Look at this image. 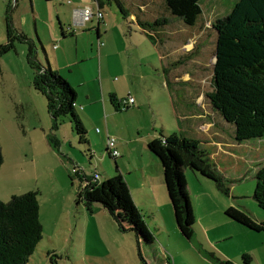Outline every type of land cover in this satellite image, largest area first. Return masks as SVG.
I'll return each mask as SVG.
<instances>
[{
  "label": "rangeland",
  "instance_id": "1",
  "mask_svg": "<svg viewBox=\"0 0 264 264\" xmlns=\"http://www.w3.org/2000/svg\"><path fill=\"white\" fill-rule=\"evenodd\" d=\"M14 1L0 0V44L7 39V8L11 7L8 15L14 26L36 41L38 61L47 65L48 59L78 93L76 112L87 129V141L82 142L69 116L56 122L49 113L46 98L33 85L35 70L27 60V43H17L15 50L1 58L0 142L4 163L0 168V199L7 202L12 195L29 191L38 178L43 189V237L27 264H210L199 253L200 246L212 252L223 249L231 253L234 243L238 242L248 248L250 260L246 263L242 259L245 264H264V233L251 230L225 213L235 207L255 220L264 218V210L254 198L256 173L264 165V138L236 141L234 144L238 147L229 157H217L220 168L228 176L229 194L222 192L212 179L186 169L196 217L192 239L181 232L173 209L165 199L159 212L151 209L147 199L134 202L153 239L130 229L122 213L118 215L119 221L116 220L101 203H94L90 212L84 201H78V192L84 184L75 174L78 169L92 181L101 182L118 173L116 160L106 148L103 126L92 119L100 113L104 116V110L93 108L90 115L84 110L86 91L101 101L102 83L106 87L111 81L126 94L129 91L136 100L135 108L142 109L138 113L132 111L134 107L121 110L114 120L125 127L127 134L129 127L141 120L143 132L156 125L157 139L162 135L180 134L170 94L178 101L179 109L186 103L180 101V94L195 91L180 88V82L203 83L199 93L203 91L206 108L212 110L207 94L213 89L217 38L213 23L218 17H225L238 0H201L203 12L193 26L172 15L165 0H119L124 11L117 0H111L102 8L100 42L103 45L100 49L97 19L88 22L87 25L94 24L88 28L90 33H84L87 29L83 27L75 29L79 35V56L74 37L67 39L64 45L61 38L50 36L46 29L42 32L40 20L51 21L52 15L58 27L61 21L68 28V15L60 12L59 4L54 5L51 15V8L43 0H19L18 6ZM142 2L149 3L143 15L138 11ZM92 7L97 8L95 3ZM133 13L139 19L146 17L149 22L158 18L166 22L156 27L160 32H150L135 20ZM70 15L73 17L72 11ZM36 22L42 42L37 40ZM148 34L156 37V43ZM56 48L60 50L56 52L57 57ZM88 52L92 58L87 60ZM84 78L87 82L82 84ZM151 102L155 110H151ZM190 105L188 108H195L194 104ZM220 121L226 125L223 130L219 124L221 134L234 141L231 138L235 126L221 115ZM98 128L102 132H98ZM44 134L58 147L66 166L62 168L48 156L44 164L42 156L41 162L30 156L16 163V144L25 140L23 145H27L33 139L35 145L42 147ZM46 166L49 171L44 169ZM45 172L54 177L51 183L44 181ZM220 253L218 256L224 259Z\"/></svg>",
  "mask_w": 264,
  "mask_h": 264
},
{
  "label": "trees",
  "instance_id": "2",
  "mask_svg": "<svg viewBox=\"0 0 264 264\" xmlns=\"http://www.w3.org/2000/svg\"><path fill=\"white\" fill-rule=\"evenodd\" d=\"M95 1L103 8L111 0ZM165 3L172 15L191 26L196 24L203 12L201 0H165ZM119 5L124 11L120 2ZM10 8H7L6 17L7 39L0 44V77L1 58L15 50L17 43H27V60L35 70L34 88L46 98L48 111L54 120L58 122L61 117L69 116L80 140L86 142L87 129L76 112V90L58 70L38 61L36 45L26 33L14 26L8 15ZM138 20L150 32L158 31L156 27L166 22L159 18L153 22L140 20L139 17ZM213 28L217 38L213 89L207 94L210 103L227 122L235 126L234 137L237 142L264 138V0L236 1L225 17H218L214 21ZM148 35L156 43V37ZM111 101L118 111L128 109L121 108L114 94L111 95ZM149 146L163 162L178 226L184 235L191 238L195 218L184 169L191 168L212 179L226 194L230 193L228 178L218 170L197 139L174 133L150 141ZM3 163L0 142V168ZM117 169V175L101 182H94L78 169L75 170L84 184L78 192V201H84L90 212H93L94 203H101L118 221V215L122 213L130 229L153 239L134 204L125 177L119 172L118 164ZM256 179L254 198L264 210V165L257 171ZM39 195L38 190H29L13 195L7 202L0 199V264H27L36 250L44 231ZM226 215L251 230L264 233V218L255 220L235 207L228 208ZM208 257L217 264H235L231 260L221 259L213 252H208ZM243 259L248 263L250 256L244 254Z\"/></svg>",
  "mask_w": 264,
  "mask_h": 264
},
{
  "label": "crops",
  "instance_id": "3",
  "mask_svg": "<svg viewBox=\"0 0 264 264\" xmlns=\"http://www.w3.org/2000/svg\"><path fill=\"white\" fill-rule=\"evenodd\" d=\"M43 2L51 8V15L53 14L52 9L54 5L59 4L60 12H62L63 15H68L66 20H69V21H68V28H65L63 22L60 21L61 18L59 17L60 23L58 27L52 15L51 21L46 22L45 20H40L41 21L40 23L42 26L41 27L42 32H44L46 29L49 32L50 36L57 37L59 39L61 38L62 44L66 43L67 39L69 38L71 39L72 37H74L76 39V45H77L76 54L77 56H79V48H78L79 47V35H76L77 32L75 29L79 30L80 27H83L87 29V30H84V33H90L91 31L88 30V28L94 27V24H91V25H87V24L88 22H93L94 19L96 18H92L89 21H83L82 16L77 14L75 10H83L86 7H90L92 8V10H97V8L100 6L97 4L95 0H43ZM14 3L16 4V6H18L19 0H15ZM94 3L97 6L96 9L92 7V4ZM148 5L149 3H146V2L140 3L138 6L139 13L142 15L145 14L147 12ZM70 11H72L73 17L70 15ZM32 12L35 13L34 10ZM38 16H39V13H37L35 17L37 18ZM132 16L135 18V20H138V16H136L134 13L132 14ZM103 19L104 17L100 21L97 20L96 22V28L98 32L97 45L99 49L103 45V43L100 42L101 37H102L101 22L103 21ZM140 20L147 21L146 17ZM99 23L100 25L98 27ZM159 30L160 29H158V31ZM37 32H38L37 40L42 42L40 38V34H39L38 24H37ZM32 41L35 45H37L36 41L35 42L34 40ZM37 51H38V47L36 46V57L38 54ZM56 52L60 53V50L58 48L55 49V57H57ZM90 54L91 52L90 53L88 52V55H86L87 60L88 58H92ZM47 64H50V66L52 67L48 59H47ZM93 79L96 80V77H94ZM84 82H87L86 78H84L81 81L82 84ZM182 87H185L186 89H189V88L195 89V91L193 93L183 92L180 94V101L182 102L186 101V103L183 104L184 105L183 108H179V109L177 105L178 101L175 100L174 95L172 93L170 94L169 99L171 100L173 109L175 113L177 114V119L179 123L178 128L180 130V134H183L190 138L197 139L200 142V146L207 150L209 157L216 164L218 170L226 178H228V176L226 175L227 173H225L220 168L217 157L222 156V155L225 157H229L233 153V150L238 147L236 146V144H234L236 140L230 141L226 136H224V134L223 135L221 134L219 126L221 125L222 129L225 130L226 125L220 121V114L217 110L213 108V106H212V110H210L209 107L206 108V104L204 101V93L203 91L199 93V89H203V83L180 82V88ZM102 88L104 90V96L102 97L101 101L98 100L97 96H94L91 94V92L86 91L85 101L87 102V106L84 108V110L86 114L88 113V115H90V111H92L93 108H96V107H98L101 110H104L105 112L104 116H102L100 113V115L95 116L92 119L96 123L101 122L103 126V130L105 132L106 145H107V140L109 136L114 137L116 139V142H117L116 147L120 153V156L119 158L116 159V162L119 166L120 173H122V175L125 177L128 183V186L131 191V195H132L134 202L137 203L138 200L147 199L149 202H151L150 204L151 209L159 212L158 209L165 205V202L162 204L163 199H165L166 202L169 204V207H172L173 212L175 214L176 213L175 208L171 201L167 182H166L163 162L155 154V152L151 150L149 146L150 141L158 138L156 134L157 132L155 129L156 125L153 128L148 129L147 131L143 132L144 129L142 128L144 127V123L141 120V122L135 125L132 124L129 127L130 133L127 134L128 131L125 129V127H122L120 124L115 122L117 120L118 115H120V111H118L113 105L111 101V95L114 94L116 96V99L120 101L122 99H126L130 97L131 93L128 91V93L126 94L125 91H122L118 85L111 83V81L107 82L106 87L102 83ZM77 99H78V93H77ZM166 99H168V97H166ZM190 103L195 105L194 109L188 108V106H191ZM150 104H151V110H155L156 106L153 105L152 102ZM135 105H136V100H135L134 105L129 106L128 109L130 107H134L132 111H136L137 113L142 110L141 108L139 109V107L135 108ZM80 108L83 109V106H81ZM180 120L182 121V124H180ZM99 132H102V131L100 130ZM162 136H167V135H162ZM44 137L45 139H43L41 142L42 147L35 145L33 143V139H30L27 145H23V143L26 142L25 140H20V144H16L15 150H14V158L16 159V163L20 161L28 160L30 156H32L33 158H36V160L41 162V156H42L45 159L42 162V164H44L48 156L50 159L54 160L55 162L57 161L59 164H61V167L64 168V166H66V162L62 160L61 156H59L58 147L51 141L50 138H48L46 134H44ZM231 139H235L234 130H233V138ZM136 143L137 145H135ZM107 147L108 145L106 146V148ZM44 169H47L49 171L50 168L46 166ZM185 171L186 169H184V176H185ZM42 177L44 178V181L47 180L50 183L52 182V179L54 178V177L51 178V175H49L46 172L42 174ZM185 179H186V176H185ZM186 182H187V179H186ZM33 184H34V187L28 190H38L40 192L39 202H40V218H41V197L43 196V192H42L43 189L41 187L42 183L40 182V179L38 178L35 180V182L33 181ZM186 187H187V192L189 196L190 192L188 189V183H186ZM189 199H190V196H189ZM193 214H194V209H193ZM175 218H176V214H175ZM194 218L196 222L195 214H194ZM41 221H42V218H41ZM176 222H177V218H176ZM177 225H178V222H177ZM193 235H194V228H193ZM186 237L189 238L188 236ZM192 238L193 237H191V239ZM234 245H235L234 250L231 253H227L228 251H222L223 249H219V250L214 249L215 252L213 253H215L218 256L219 254H221L220 252H222L223 255H220V256H222L225 260H231L235 264H245L242 261V259H243V255L247 254L248 248L239 242L237 244L234 243ZM198 250H199V253L204 257V259L208 263L217 264L213 259L208 257V252H212V251H209L201 246L198 248Z\"/></svg>",
  "mask_w": 264,
  "mask_h": 264
},
{
  "label": "built area",
  "instance_id": "4",
  "mask_svg": "<svg viewBox=\"0 0 264 264\" xmlns=\"http://www.w3.org/2000/svg\"><path fill=\"white\" fill-rule=\"evenodd\" d=\"M75 12L82 16L83 21H89L92 18H96L98 21H100L104 17L101 7H98L97 10H92V8L86 7L83 10H75ZM134 103H135V99L131 96L126 99L120 100V106L123 109H126L129 106L134 105ZM97 131L99 132L100 129L98 128ZM107 145H108L107 150L109 154L115 159L119 158L120 153L116 147V139L114 137L109 136L107 140ZM95 176L97 177L98 174H95Z\"/></svg>",
  "mask_w": 264,
  "mask_h": 264
}]
</instances>
